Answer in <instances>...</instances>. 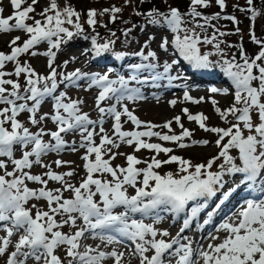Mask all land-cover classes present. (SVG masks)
Here are the masks:
<instances>
[{"label": "snow or ice", "instance_id": "6c2138e0", "mask_svg": "<svg viewBox=\"0 0 264 264\" xmlns=\"http://www.w3.org/2000/svg\"><path fill=\"white\" fill-rule=\"evenodd\" d=\"M131 2L132 0H125L126 5ZM145 2L146 0H140L141 4ZM10 3L14 9L12 15L4 17L3 8H0V33L22 30L29 38L19 45L17 42L21 40V37L16 36L10 41L9 54L0 51V172L3 173L0 174V222H5L6 225L8 222L11 224L6 227V236L0 238V256L7 255L5 264H27L28 259H34L37 264H102L105 257H112L115 264H121L123 252L96 251L90 246L83 252L79 251L80 239L89 230L108 243L116 241L117 236L103 235L104 230L127 237L134 242V254L140 257V264H172L171 259L165 260L166 255L177 256L176 264H196L192 259L191 245L179 243V239L180 233L189 228L191 219L196 217L205 205L199 204L190 209L191 215L183 221L177 237L171 240L165 239L170 236L166 229L161 232L154 226L155 222L162 220L158 214L154 217V223L150 224L142 220L130 219L129 213H141L148 216L154 210L164 206L167 211L179 215L185 211L189 202H195L201 198L206 200L215 196L217 186L222 187L224 184L225 174H244L241 183L248 182L249 188H252L255 181L261 177L264 171V102L261 99L264 97V39L256 36L254 23L250 26L249 35L252 42L259 46V51L250 58L241 45L242 63H240L234 56L232 59L223 58L224 53L221 48L223 41L218 39L217 33L221 37L226 33L216 29L211 23L220 19L221 13L204 15L198 11L199 7H209L211 0H190L188 11L185 13L171 6L167 11H160L155 7L147 12L135 11L137 16L145 18V24L140 26L141 31L148 25L169 29L173 33L171 43L180 56L197 69H207L218 65L235 86L233 104L223 110L218 106L215 107V112L222 120H228L229 116L233 117L235 122L228 128L209 127L206 124L209 117L204 113L193 115L187 108L183 109L189 121L197 122L201 129L218 136L215 143L220 148L219 154L206 163L193 164L191 160L179 155H169L163 160L158 158L161 153H172L173 149L164 147L161 143L149 142L151 138L157 137L161 141L175 142L178 147L186 148L189 145L184 143V140L192 137V131L181 123L180 116L173 118L182 129L179 134L172 132L173 120H168L163 125L140 120L129 109L127 103L121 102L143 100L146 97L139 87H129L128 80L123 76L110 79L109 73L112 69L104 74L81 72L80 69H76L67 74L60 73L58 80V66L54 63L57 52L53 49H60L62 44L84 32L83 25L79 22L80 12L67 4L61 8L58 0H50L49 5L40 13L43 18L41 20L30 16L35 12L34 5L38 3V0H31V4L27 7H22L27 0H10ZM215 3L220 9L227 7L226 0H215ZM246 4L247 7H240L238 4L234 7L241 12L250 13V20L255 22L261 15V11L254 5V0H246ZM122 11V7L115 5L99 12L92 8L87 11L86 22L95 30L98 16L108 15L110 22L114 23L118 19L117 14ZM186 16L191 17L194 27H187ZM223 18L237 25L240 23L234 15ZM29 19L33 20L32 24L27 23ZM201 20L203 23L200 22ZM65 24H74L75 31L65 27ZM103 26L107 28V24ZM135 27L136 25H133L132 28L124 29V36L127 38ZM196 27L202 31L212 27L215 31L211 36L201 37L196 32ZM236 32H240L239 27L236 28ZM98 35L96 33L91 36V51L97 58L111 52L116 43V40L111 38L105 42H98ZM110 35L116 37L115 32H110ZM83 38L89 39L86 35ZM42 42L50 45L46 51L30 52ZM201 43L214 45L215 54L220 55L222 60L214 64L210 60L213 52L201 54L198 47ZM145 47H148L147 42ZM159 47L167 52L169 47L167 36L162 37ZM25 53L48 57V74L41 75L29 63L22 64L19 57ZM114 55L122 58L127 53L115 52ZM133 55L141 57L144 62L129 65L137 73L130 77L131 80H137L141 84L151 82L153 87H160L158 81L167 80L168 85L171 86L173 81L181 79L179 73L171 74L173 67L178 65L179 61H165L162 71H157L161 66L152 62L158 59L155 51H148L145 54L142 48ZM8 62H14L13 71L6 70ZM67 63L68 61H65V65ZM141 70L148 72L149 75L140 79L138 73ZM254 70H257L258 74ZM22 74L25 77L23 84L19 79L6 78L10 76L19 78ZM81 79L89 81L87 85L89 89L93 86L102 89L95 99L96 108L100 113L96 120L91 119L89 113L82 112L81 105L84 103L82 100L67 98L66 92L63 91L56 94L60 84L65 82L71 84ZM254 82L258 83L254 84ZM116 85L119 86L116 87ZM178 86L187 87L186 85ZM210 91L226 94L228 89L212 87ZM48 98L53 101L54 112L38 115ZM112 99L115 103L108 107L101 106L103 102ZM183 99L199 104L204 97L196 99L185 90ZM211 102L213 105L218 104L214 98ZM169 103L175 106L177 101L173 99ZM24 113L29 114L27 123L36 126L37 131H31L30 127L18 118ZM254 113L257 122H254ZM122 116L127 118L125 123L131 121L136 129L143 126L144 130H123ZM105 117L114 120L111 136L103 127ZM48 119L55 124V130H46L42 126ZM97 126H99V132L96 131ZM161 127L168 129L169 132L154 131ZM245 130L248 132L247 135ZM76 132L80 134L79 148L76 147L75 140L69 144L64 138L65 134ZM97 135L100 137L99 144L95 141ZM45 136L50 139L45 141ZM225 138H228L227 142L222 143ZM191 143L207 145L209 141L192 140ZM121 144L135 145L134 152L145 149L154 151L155 155L150 160H141L135 154L114 152L113 148L118 149ZM80 148L85 149L81 159L84 161L83 168L86 175L79 182V186L67 179L76 175L75 169L57 172L52 170V164H46L43 161V156L49 152L58 154L65 150L75 152ZM233 148L239 150L242 166H237L235 158L230 154V149ZM17 150H20L19 156H16ZM117 155H126V167L112 166L111 162ZM105 156H108V159H105ZM221 157L224 163L219 165L220 170L212 171L213 165ZM53 163L60 168L72 162L56 159ZM141 163H144L146 167H137ZM171 163H176L178 171L183 173L178 178L172 172L161 175L157 171L163 165ZM34 165H39L47 171L42 174H33L30 170ZM190 169L193 170L190 171ZM105 174L110 175L112 179H102ZM27 181L36 182L40 187L31 188ZM49 181L59 182L61 187L50 189L47 187ZM126 185L135 189V195L128 194ZM261 190L264 191V187ZM234 191L235 187L230 188L224 193L225 198L231 196ZM64 192H71L72 196L65 198ZM97 196L99 201L95 199ZM31 199L45 200L47 210L38 208L33 216L32 209L25 207ZM117 206H124L125 211L114 214L113 209ZM32 207L35 208L36 205ZM57 215L64 218L58 221ZM234 216L235 222L229 219L221 225L227 236L220 243L209 244V250H197L199 257L203 259V264H264V200L247 199ZM80 218L85 226L74 233L68 234L59 230L64 225L75 226L77 219ZM21 230L23 235L15 243V250L8 253L10 237L14 232ZM158 236L160 238H157ZM174 245L178 247L174 248ZM61 246H66L65 254L69 258L66 261L56 253ZM150 250L153 252L152 255L147 254Z\"/></svg>", "mask_w": 264, "mask_h": 264}, {"label": "rangeland", "instance_id": "374dc122", "mask_svg": "<svg viewBox=\"0 0 264 264\" xmlns=\"http://www.w3.org/2000/svg\"><path fill=\"white\" fill-rule=\"evenodd\" d=\"M115 1L116 0H58V4L61 8L64 7L66 4L70 5L76 11L80 12L81 17H80L79 22L83 25V29H84L87 26H90L86 22L87 11L89 9L94 8L99 12L102 9L109 8L113 5H115L117 7H121V5L116 4ZM120 1H121L120 2L121 4H125V0H120ZM228 1H230L229 4H230L232 10L235 11L232 15L236 16L237 20L240 23H239V25H237L235 22L225 19V21H221V23L219 21L215 25V27H216V29H219L221 32L226 33V35H224L222 37L219 36V34L217 33L218 39L223 41V43L221 44V48L223 49V53H224L223 58L232 59L233 56L236 55L235 51L237 49L239 52V49L241 47L240 43L242 41H246L247 38L250 39L249 31H250L251 23L249 21V25H248V21L245 18V16H246L245 14H247V13L241 12V11H239L238 8L234 7V5H237V4L240 5V7H247L245 0H228ZM49 2H50V0H38V3L34 5L35 12L31 13L30 16H33L35 19H41L42 20L43 18L40 15V13L43 11V9L46 6L49 5ZM29 4H31V0H27V3L22 5V7H27ZM129 5H134V1L132 0L131 4H129ZM0 8H3L2 15L4 17L12 15L14 12V9L10 3V0H0ZM189 18L190 17H188V20H189ZM73 20L75 21V17H73ZM97 20H98V23H97L95 28L103 29V30H101V32L99 34L101 36H99V37L100 38L102 37L104 39L110 38V32H115L117 34V37L119 35L120 37H122L123 40H128L129 37L134 36V34H133L134 30H135V32H137L136 33L137 36H142L145 33V31H149L152 29L154 31V33H152L151 37H154V39H151L148 44H149V48H151L152 51L157 52V57L159 58V59H157V61H158V64H160V66H161L160 69L159 68L158 69L161 71L163 69L162 64L165 61L171 62V61H169V57H170L169 54H171L169 51L175 52L174 53L175 55H176V52H178L174 49V45L171 43V41L173 39V33H171V31L169 29L162 28L160 26L148 25L144 28L143 31H141L140 26L145 24V18L144 17H141V18L135 17V21L129 22L123 27H119V25H118V26H115L112 28H109V26H110L109 21L110 20H109L108 15H104L102 17L98 16ZM190 22L192 23V20H190ZM13 23H14V21H13ZM27 23L32 24L33 20L29 19L27 21ZM104 24H107V28H105L103 26ZM133 25H136V27L133 28L132 32L126 38L123 34L124 29L132 28ZM64 26L68 27L70 30L75 31L74 24L73 25L65 24ZM192 26H194L193 23L191 26H189V28H191ZM237 27L240 28L239 33L236 32ZM196 28L200 29L199 27H196ZM211 30H212V33L215 31L214 28H212ZM85 35L88 36L89 38L91 37V36H89V34H85ZM181 35H182V33H181ZM16 36L21 37V40L17 42L19 45H22L23 41L25 39L29 38L28 35L22 30H13L9 33H0V51H3L6 54H9L11 51L10 41L12 38H14ZM83 36H84V33H82L80 36L74 37L71 41L62 44L61 50L60 49H53V51L57 52L56 60L54 63L56 66H58L57 67L58 75L60 73L67 74V73L75 71L76 69H80L81 72H87L88 71L91 73H100V74H104V73L108 72L109 69H105L104 64L98 65V64H92L91 63L92 62L91 61L92 60L91 59V56H92L91 49L92 48L89 47L90 45L89 46L87 45L89 39L85 40L83 38ZM164 36H167L168 40H169V47H168L167 52H165L164 50H162L159 47V45L161 44V41H162V37H164ZM229 45H231V47H229ZM49 47H50V45L47 42H42L41 44L35 46L34 49H31L30 52L35 50V51H38L40 53H43ZM171 47H173L174 50L171 49ZM200 51H201V54H204V51H202L201 49H200ZM205 53H207V52H205ZM240 55H241V53H239L238 56L235 57V60L237 62L240 59ZM19 59H20V62L22 64L25 62L29 63L31 65V67L33 69H35V71L41 75H46L49 72V69L47 67L48 57H45L44 55L32 56V55H30V53H25V54H21ZM210 60L213 61L215 64L216 62L221 61L222 59L220 57L216 58L214 55H212V56H210ZM65 61H68V63L66 65H65ZM14 66H15L14 62H8L6 65V70L7 71H13ZM98 66H101V67H98ZM172 70L174 71L173 75L179 73L181 76V79H179L180 81L178 80V82H176L177 85H186L187 86L186 88L178 86V87H174L170 91L168 90V91H164L161 93L160 91H158L159 89L157 87H153L152 85H150L148 87L147 84H141L137 80H131L130 77L133 75L132 74L129 77L125 78L126 80H128L129 87L139 86L142 90H145V91L149 88L150 90L153 91V93H148L145 96L146 99H143V100H137V101L125 100V101H122L121 103L122 104L127 103L129 109L132 110L136 116L140 117L142 121L151 122V123L157 124V125H163L166 121L173 120V118L175 116H180L181 117V123H183L186 128H188L189 130L192 131V133H193L192 137L185 138V140H184V143L189 145L186 148L178 147L175 142H167L165 144L163 141H161L157 137L151 138L149 140V142L163 143V144H165V145H163L164 147H170L173 149L172 153H169V154L161 153L158 156L159 159H162V160L167 159L169 155H179L185 159L191 160L193 164L206 163L209 159H211L212 157L217 156L219 154L220 148L217 147V145L215 143V141L218 139V136L215 133L204 131L203 129H201L199 127V124L197 122L189 121L187 119V114L183 112V109L187 108L189 110V113H191L193 115H195L197 113H204L206 116L209 117V119L206 121V124L209 127L228 128L231 126V123L235 122L233 117L229 116L228 120H222L220 118V116L215 112V107L218 106L223 110V109L230 107L233 104L235 86H234L232 80L225 74L224 71H222L221 67H219L218 65L215 66V68H214L215 75L219 74L218 76H219L220 80H222L223 77H227L228 81H229L230 87L228 88V92L226 94L223 92L212 93L210 91V86L208 84L192 81L191 78H189V74L186 71V69L184 67L180 66L179 64L175 65ZM143 73H146V72L140 71L138 73L140 79H142L143 76H145V75H149V74H143ZM110 74H111V72H110ZM134 74H137V73H134ZM6 78L19 79L21 84H23L25 81V77L23 74L19 78L15 77V76H10V77H6ZM58 79H60L59 76H58ZM110 79H113V78H110ZM88 83H89V81L87 79H81V80L76 81L75 83H71V84H69L68 82L62 83V84H60L59 88L57 89L56 94H59V92L63 91V92H66L67 98H70V99L76 98V99L82 100L84 102L81 105L82 112L88 111L90 118L98 119L100 116V113L98 112V110L96 108L95 99L98 96L99 91H101L102 89H100L97 86H93L92 88L89 89L87 87ZM219 85H223V84L220 83ZM116 86H119V85H116ZM222 89H227V87L226 86L224 88L222 87ZM185 90H187L191 96L196 97L197 99H199L200 97H204V100L199 104L193 103L192 101L184 100L183 94H184ZM173 92H175L176 94H174ZM153 94H155V96ZM213 98L218 101L217 105L212 104L211 100ZM49 99L50 98H48V100ZM173 99H175L177 101L175 106H172L169 103V101H171ZM113 103H115L114 99L107 100V101L103 102L101 106L108 107ZM46 111L49 112L50 114H52L54 112L53 103L50 102V104H47V106L45 108H43L42 110L40 109L38 115H41L42 113H44ZM28 115H29L28 113H24V114H21L18 118L21 121L26 120V122H27ZM253 116H254V122H255L256 114L254 113ZM106 118H107V121L103 125V127L108 132V134L111 136L112 132H113L112 124L114 123V120L110 117H106ZM126 119L127 118L124 116L121 117V122L123 124V130H126V131L143 130V126H141L140 129H136L135 125H133V123L131 121H128L127 123H125ZM26 126L30 127L31 131H33V132L38 130L36 128L32 129L30 124H28V123H26ZM42 126L46 130L48 128L55 130V127H56L55 124L50 119L46 120ZM96 131L99 132V126L96 127ZM154 131H160L162 133L169 132L168 129L162 128V127L154 129ZM181 131H182V129L173 120L172 132L179 134ZM169 134H171V133H169ZM247 134H248V132H247V130H245V135H247ZM67 139L69 140V144H71V142L73 140H75L77 142L76 147L79 148V143H80L79 132L69 133L67 136ZM145 139H148V138H145ZM206 139L210 140V142L207 145H198V144H192L191 143L192 140H206ZM227 139L228 138H225V140L222 143H226ZM95 141L97 144H99V141H100L99 135H97L95 137ZM134 148H135V145L128 146L126 144H121L118 149L113 148V151L118 152V153H124L126 155L127 154H135L141 160H150V158L153 155H155L154 151L145 150V149H141L138 152H134ZM84 152H85V149H82V148H80L78 151H75V152H73L71 150H65L59 154L54 153L53 156H47L46 158H43V161L46 164H52V170L57 171V172H67L70 169H75L76 175H74L71 178H67V179H69V181L71 183L75 184L76 186H79V182L86 175V172L83 168L84 161L81 159ZM230 154L235 158V163L237 164V166H242L241 165V159L239 157V150L235 149V148L230 149ZM126 155H117L116 159L111 162L112 166L115 167L116 165H121V166L126 167L127 166ZM104 158L108 159V156H105ZM56 159L71 161L72 163L70 165H64V166H61L60 168H57L56 165L53 163V161H55ZM223 163H224V159L221 157L219 160L216 161V163L213 165L211 170L212 171H219L220 170L219 165L223 164ZM137 167L144 168V167H146V165L144 163H141V164L137 165ZM225 167H228V165H225ZM9 170H11V165H9ZM192 170L193 169H190V171H192ZM30 171L33 174H42L43 172L47 171V169L42 168L39 165H34ZM157 171L160 172L161 175L166 174L167 172H172L173 175L177 178L183 174V173H180L178 171V165L176 163L163 165L160 169H157ZM0 174H3V173L0 172ZM226 175H228V174H225L224 176H226ZM45 179H47V177H45ZM102 179H109L110 180L112 178L110 175L105 174L102 177ZM140 179H142V177ZM223 179H224V177H223ZM27 183H28V186L31 188L40 187V185L36 182L27 181ZM138 186H139V181H138ZM47 187L50 189H55V188L61 187V185L59 184V182L49 181ZM125 187L128 190V194L135 193L134 188L127 186V185ZM63 195L65 198H69L72 196V193L71 192H64ZM95 199L99 200V196L95 197ZM33 205H36V207L35 208L32 207ZM26 207L32 209L33 216L35 215V212L38 208L43 209V210H47V208H48L47 202L43 199H41L39 201H37L35 199H31L26 204ZM162 207L164 209V206H162ZM63 218L64 217H62L60 215H57V217H56V219L58 221L63 219ZM84 226H85L84 222H81V218H80V219H77V223L75 226H72L70 224L64 225L59 230L64 232V233L70 234L69 232L74 233L80 227H84ZM157 226L167 227V223L161 222V223L157 224ZM168 230H170V229H168ZM17 241H18V239H17ZM221 241L218 240L216 243L212 242V244H218ZM101 245L103 246L104 243H102ZM89 246L93 249H96V251L98 249L96 247V244L94 245L93 243L86 241V247L84 250H86V248H88ZM65 247L66 246H61L56 251V253L62 257V259L66 258V257H64ZM203 247H204V243L201 246L200 250H203ZM99 251H101V250H99ZM151 253H152V251L150 250V252L147 254L151 255ZM133 254H134V250H132L130 259L134 260V262H135L134 264H138V263L140 264V257L138 255H135V254L133 255ZM5 256H7V255H5ZM5 256H0V264H5V262H6ZM197 258H198V256H197ZM110 259L115 261L114 258H110ZM122 259H124V258H122ZM201 259L202 258H200V260ZM124 262L127 264L126 258L124 259ZM125 263H123V264H125Z\"/></svg>", "mask_w": 264, "mask_h": 264}, {"label": "trees", "instance_id": "16d2710c", "mask_svg": "<svg viewBox=\"0 0 264 264\" xmlns=\"http://www.w3.org/2000/svg\"><path fill=\"white\" fill-rule=\"evenodd\" d=\"M133 1H134V5L121 4L120 0L115 1L116 4L121 5V7L123 8V11L121 13H118V15H117L118 19L114 23L111 22L109 28H112V27H115L118 25H119V27H123L129 22L135 21L134 18L137 16L135 14V11H137V10L141 11V12H147L152 7H155V8H158L160 11H166V9L169 6H171V7L178 8L180 11H184V10H188L189 4H190V0H146V2L143 4L140 3V0H133ZM229 2L230 1L226 0L227 7L225 9H220V7L215 3V0H211V4L209 7H207V8L199 7L198 9L201 10L204 13V15H212L216 12H220L221 18H222V17H224V15H226V13H228L231 10ZM254 5L257 7L258 10L261 11V15L257 18V20L255 22H252V24L250 26H252L254 23L255 34L257 35L258 38L264 39V35H262V34H264V0H254ZM245 15H246L245 18L247 19L248 25H249L250 13H247ZM220 19L214 20L211 23L217 24ZM190 20H192L191 17H190ZM125 21H127V23H124ZM187 22H189V20ZM200 22L203 23L202 20ZM189 24H192V23L189 22ZM189 26L190 25H187V27H189ZM210 29H211V27H207L206 31L209 32ZM134 33H137V32H135V30H134ZM237 33H239V32H237ZM116 37H117V34H116ZM116 37H111V35H110L111 39L116 40L115 45H117L118 47L126 46L129 48L133 46V48L136 51H139L138 48L140 46H142L143 42L145 41V38L138 39L137 37H134V36L130 37L128 40H123L122 37H120L119 35H118L119 39H116ZM244 44H245L244 45L245 46L244 52L250 58L254 57V55L259 51V46L255 45L251 39L247 38ZM235 53H236V55L234 57H237L238 54L241 53V51L238 52V49H237L235 51ZM239 61H240V63H242L241 55H240Z\"/></svg>", "mask_w": 264, "mask_h": 264}, {"label": "bare ground", "instance_id": "6f19581e", "mask_svg": "<svg viewBox=\"0 0 264 264\" xmlns=\"http://www.w3.org/2000/svg\"><path fill=\"white\" fill-rule=\"evenodd\" d=\"M264 171H262L261 175L263 174ZM232 179H236V176L234 175ZM238 184H240L241 182L240 181H237ZM236 182L232 185V187H239L238 184ZM263 185H264V181H263ZM260 187L262 189V184H260ZM239 189H241L239 187ZM242 190V189H241ZM246 193V192H244ZM231 197V196H230ZM245 199V198H244ZM242 199V200H244ZM206 201L210 202V199L207 198ZM212 203V205L214 204L213 202H210ZM227 203H228V206H233L231 205V200H227ZM207 205V204H205ZM229 206V208H231ZM227 210H225V213H226ZM229 219H231L233 222H235L236 220V217L233 216V217H229L226 221H229ZM225 221V222H226ZM224 222V223H225ZM198 229H195L191 232L190 235H186L184 236V240H185V243L184 244H190L191 247L194 249L193 252H195V248L197 247V244H198V232L201 231V226L197 227ZM227 236V233L221 228V226L215 231L214 234H211L208 238H205V242H204V247H203V250H208V245L209 244H212V242L216 243L218 240L221 241L222 239H224L225 237ZM213 237H218V239H213ZM114 248H118V251L119 252H123L124 253V256L123 258H126L128 256V251L126 249H123L121 248L119 245H115L113 244L112 245ZM107 260V261H106ZM104 262H102V264H115V261H113L112 259L110 258H107ZM124 259H122L123 261ZM126 261L129 263V264H134V260H131L130 257H127L126 258ZM139 264V263H138Z\"/></svg>", "mask_w": 264, "mask_h": 264}]
</instances>
